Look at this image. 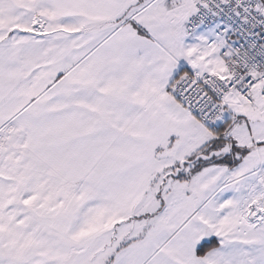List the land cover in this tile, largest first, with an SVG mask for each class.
Segmentation results:
<instances>
[{"label": "snow or ice", "instance_id": "snow-or-ice-1", "mask_svg": "<svg viewBox=\"0 0 264 264\" xmlns=\"http://www.w3.org/2000/svg\"><path fill=\"white\" fill-rule=\"evenodd\" d=\"M0 264H264V0H0Z\"/></svg>", "mask_w": 264, "mask_h": 264}]
</instances>
